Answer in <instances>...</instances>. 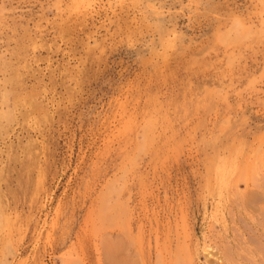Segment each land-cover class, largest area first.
I'll return each instance as SVG.
<instances>
[{
    "label": "rangeland",
    "instance_id": "1",
    "mask_svg": "<svg viewBox=\"0 0 264 264\" xmlns=\"http://www.w3.org/2000/svg\"><path fill=\"white\" fill-rule=\"evenodd\" d=\"M177 255L264 264V0H0V264Z\"/></svg>",
    "mask_w": 264,
    "mask_h": 264
},
{
    "label": "bare ground",
    "instance_id": "2",
    "mask_svg": "<svg viewBox=\"0 0 264 264\" xmlns=\"http://www.w3.org/2000/svg\"><path fill=\"white\" fill-rule=\"evenodd\" d=\"M220 92V91H219ZM239 148H240V146H239ZM234 150V149H233ZM229 151V150H228ZM243 151V150H242ZM234 153V152H233ZM219 157V156H218ZM224 158V157H223ZM220 159V158H219ZM235 159V158H234ZM233 159V160H234ZM212 160V159H211ZM213 161V160H212ZM218 164V163H217ZM205 166V165H204ZM211 169V168H210ZM216 170V169H215ZM227 170V169H226ZM228 171V170H227ZM212 172V171H211ZM254 172V171H253ZM227 176V175H226ZM120 180V179H119ZM122 180V179H121ZM245 182V181H244ZM146 184V183H145ZM183 185V184H182ZM213 185V184H212ZM198 187V186H197ZM108 188V187H107ZM110 189V188H109ZM112 189H115L114 187H112ZM123 189V188H122ZM112 191V190H111ZM118 191V190H117ZM116 192V191H115ZM118 193V192H117ZM110 194V193H109ZM127 194V193H126ZM156 196V195H155ZM258 197V196H257ZM198 198V197H197ZM201 198V197H200ZM109 201V200H108ZM119 201V200H118ZM190 201V200H189ZM106 202V201H105ZM129 202V201H128ZM107 203V202H106ZM108 204V203H107ZM119 204V203H118ZM161 204V203H160ZM111 205V204H110ZM126 205V204H125ZM138 205V204H137ZM109 206V205H108ZM115 206H117V204L115 205ZM113 207H114V204H113ZM121 207V206H120ZM148 207V206H147ZM110 208H112V207H110ZM117 208V207H116ZM122 208V207H121ZM123 209V208H122ZM113 210H114V208H113ZM124 210V209H123ZM169 210V209H168ZM111 211V210H110ZM116 211V210H115ZM114 211V212H115ZM119 211H120V208H119ZM125 211V210H124ZM121 212V211H120ZM123 212V211H122ZM116 213H117V211H116ZM126 213V212H125ZM135 214V213H134ZM118 215V214H117ZM120 215H121V213H120ZM124 215V214H123ZM157 215V214H156ZM114 216H115V214H114ZM128 216V215H127ZM108 217V216H107ZM119 217V216H118ZM124 217H125V215H124ZM178 217V216H177ZM128 218V217H127ZM112 219L114 220V219H116L115 217L113 218L112 217ZM125 219V218H124ZM110 220V219H109ZM154 221V220H153ZM120 224V223H119ZM123 224V223H122ZM124 225V224H123ZM129 226V225H128ZM128 226H126V227H128ZM140 227V226H139ZM174 227V226H173ZM176 227V226H175ZM120 228V227H119ZM192 228V227H191ZM108 229H109V227H108ZM125 229V228H124ZM141 229V228H140ZM158 229V228H157ZM168 229V228H167ZM111 230V229H110ZM176 230V229H175ZM121 231V230H120ZM119 231V232H120ZM193 232V231H192ZM121 233V232H120ZM141 233V232H140ZM140 233H139V235H140ZM121 234H123V233H121ZM150 234V233H149ZM151 235V234H150ZM124 236V235H123ZM128 236V235H127ZM126 236V237H127ZM130 236V235H129ZM128 236V238H130L131 239V237H129ZM141 236V235H140ZM158 236V235H157ZM104 237V236H103ZM176 237V236H175ZM127 239V238H126ZM139 240H140V238H139ZM156 240V239H155ZM233 240V239H232ZM132 241H133V239H132ZM135 241V240H134ZM141 241V240H140ZM150 241V240H149ZM157 241V240H156ZM138 242V241H137ZM166 242V241H165ZM185 242V241H184ZM130 243H131V240H130ZM135 243V242H134ZM150 243V242H149ZM186 243V242H185ZM109 245H111L112 246V244H110V243H108ZM132 244V243H131ZM133 245V244H132ZM140 245H142L141 243H140ZM138 246L139 248L141 247V246ZM189 245V244H188ZM121 246V245H120ZM156 246V245H155ZM165 246V245H164ZM114 247V246H113ZM185 247V246H184ZM236 247V246H235ZM110 248V247H109ZM112 248V247H111ZM116 248H117V246H116ZM121 248V247H120ZM120 248H117L118 249V251H119V249ZM128 248V247H127ZM126 248V249H127ZM150 248V247H149ZM165 248V247H164ZM176 248H179L178 247V245H177V247H175V249ZM107 249H108V247H107ZM113 249H115V248H112V250ZM138 249V248H137ZM111 250V249H110ZM128 250V249H127ZM141 250V249H140ZM148 250V249H147ZM166 250V249H165ZM226 250V249H225ZM21 251V250H20ZM107 251V250H106ZM114 251H116V250H114ZM117 251V252H118ZM123 251V250H122ZM176 251V250H175ZM187 251V250H186ZM104 252V251H103ZM112 253H113V251H111ZM121 252V251H120ZM127 252H129V251H127ZM127 252H125V253H127ZM136 252H138L137 250H136ZM145 252V251H144ZM177 253H178V251H176ZM247 252V251H246ZM74 253V252H73ZM116 253V252H115ZM140 253H141V251H140ZM140 253H139V255H140ZM108 254V253H107ZM109 254H111V253H109ZM108 254V255H109ZM121 254V253H120ZM128 254V253H127ZM126 254V255H127ZM130 254H132V253H130ZM138 254V253H137ZM179 254H181V253H179ZM113 255L115 256L114 258H116V257H119L118 256V253H116V254H114L113 253ZM122 255H123V252H122ZM121 256V255H120ZM175 256V255H174ZM181 256V255H180ZM180 256H178L177 255V257H178V259L176 260V262H175V264H179L180 262H178L179 261V257ZM245 256H246V254H245ZM109 257L111 258V257H113V256H110L109 255ZM123 257H124V255H123ZM129 256L127 255V257H126V259L128 258ZM139 257V256H138ZM141 257V256H140ZM125 258V257H124ZM141 258H143V257H141ZM156 258V257H155ZM161 258V257H160ZM194 258V257H193ZM109 259V258H108ZM129 259V258H128ZM158 259H159V257H158ZM173 259V258H172ZM260 259V258H259ZM111 260V259H110ZM113 260V259H112ZM117 260H119V261H117V263L115 262L114 264H127V262H125V261H127V260H123V258L121 259V261H120V259L118 258ZM190 260V259H189ZM106 261H108V260H106ZM129 261V260H128ZM131 261V260H130ZM140 261V260H139ZM245 261V260H244ZM262 261V260H261ZM114 262V261H113ZM178 262V263H177ZM129 263V262H128ZM132 263V262H131ZM144 263V262H143ZM186 263V262H185ZM193 263V262H192ZM250 263H252V262H250ZM142 264V263H141ZM158 264V263H157ZM160 264V263H159ZM165 264H166V262H165ZM171 264H173V263H171ZM180 264H182V263H180ZM194 264V263H193Z\"/></svg>",
    "mask_w": 264,
    "mask_h": 264
}]
</instances>
